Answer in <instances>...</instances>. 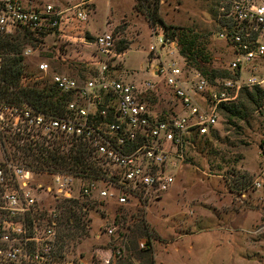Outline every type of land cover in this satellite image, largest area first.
<instances>
[{"label": "built area", "instance_id": "2783aa9c", "mask_svg": "<svg viewBox=\"0 0 264 264\" xmlns=\"http://www.w3.org/2000/svg\"><path fill=\"white\" fill-rule=\"evenodd\" d=\"M87 2L61 5L0 0V38L19 29L63 38L86 21L87 14L81 8ZM218 25L221 29L216 35L229 46L231 56L225 74L210 75L179 62L177 44L153 26L146 54L155 56L148 59L150 77L142 84L114 76L127 49L118 47L119 38L113 30L89 34L90 39L85 30L77 31L80 50L72 47L69 38L64 42L59 39L57 52L62 59L89 63L94 73L73 77L52 71L46 60L37 62L33 78L48 80L66 97L55 112L38 109L24 99H7L5 59L0 51L1 146L8 143L48 154L47 150L61 141L63 152L81 143L87 147V161L101 172L94 177L80 172L38 171L8 157L1 160L0 264H67L58 257L54 219L58 199L78 201L84 210L92 202L144 209L168 192L176 181L177 165L186 161L199 140L217 124L221 107L234 103L242 89L264 85V0H220ZM73 33L70 36H76ZM36 52L37 48L28 44L21 55L29 57ZM24 81L23 74L21 85ZM159 85L171 102L161 110L147 97L149 91L157 95ZM8 91L15 89L10 86ZM40 173L49 177L48 182H36L35 175ZM44 202L48 203L49 220L42 216L43 221H35L34 216L44 210ZM121 226V220L114 216L101 234L124 238ZM147 238L152 243V235L141 237L139 248L148 247ZM102 249H108L102 264H110L112 251ZM112 256H126L121 239ZM131 260V264H138L133 255Z\"/></svg>", "mask_w": 264, "mask_h": 264}, {"label": "rangeland", "instance_id": "374dc122", "mask_svg": "<svg viewBox=\"0 0 264 264\" xmlns=\"http://www.w3.org/2000/svg\"><path fill=\"white\" fill-rule=\"evenodd\" d=\"M46 1L61 5L81 2V0ZM219 2L220 0L159 1L158 14L165 24L170 26L165 33L166 37L178 46L179 62L183 60L186 64L193 65L180 53L179 38H185L186 42H193L195 52H198L196 60L200 66L207 70L224 71L231 56L229 46L216 35L221 29L218 25ZM81 9L87 14L86 21L79 23L78 30L74 33L59 37L61 41H68L66 38H69L72 47L80 50L77 46L79 42L77 31L85 28L92 32L99 31L98 33L105 29L113 30L119 38L118 47L129 48L123 56V61L116 68L114 76L139 84L150 77L148 59L155 56L154 53L146 54L151 26L143 11L135 7V0H92L82 5ZM106 17V22H111L109 27L105 25ZM68 29L70 27L66 32ZM72 33L76 36H70ZM86 33L90 39L88 31ZM59 39L36 33H31L30 39H23L21 35L14 39V43L20 41L21 45L18 48L21 52L28 44L37 48L35 55L23 57L25 75L23 84L30 85L33 80H46L33 78L36 73L35 65L40 60H46L54 72L79 78L93 75L94 67L89 63L70 61L59 56L57 52ZM83 50L90 52L89 48ZM84 56L88 57L87 54ZM262 87L264 88V85ZM156 93L157 95L149 91L147 94L156 109L168 108L171 102L166 96L167 91L159 85ZM241 101L243 102L241 114L244 118L228 120L221 114L210 133L199 140L195 150L189 152L186 161L182 165H177L179 167L175 169L177 174L175 186L158 202L149 204L144 209H125L112 202L107 204L92 202L86 206V215L82 216L86 223L85 233L68 240L63 228L64 212L62 206H58L63 204V199H58L57 216L54 219L59 238V259L67 264L81 262L102 264V258L108 255L105 253L108 249L105 251L102 248H109V253L112 251L110 264H119L118 259L121 258L117 259L112 255L115 245L121 238L116 234L110 237L101 234L104 226L110 224L116 216V221L122 222L121 230L117 231L126 232L127 235L132 233L136 238H140L136 233L139 219L144 220L151 229L154 228L153 225L157 226L161 236L154 235L151 245V255L155 264L159 261L162 264H240L242 256L253 261L252 264H264V101L260 107L238 97L237 102ZM215 133L216 138L213 136ZM24 153L25 149L16 148L8 143H4V147L0 144V161L8 157L14 162L25 163L22 161ZM27 159L30 160V156ZM35 178L36 182L49 180L43 173L36 174ZM255 182H259L260 186L257 187ZM64 203L67 205L65 201ZM72 204L75 205V202ZM43 208L44 210L34 216L35 221H43L42 216L49 220L48 209H45L48 208L47 202L43 203ZM227 214L235 219L229 226L216 229L210 222L211 219L216 221V217L226 220ZM196 219L202 221L195 223ZM187 230L193 234L183 237V240H172L166 251L157 244L156 238L170 240ZM217 238L239 240L231 243L225 240L221 243ZM190 242H193L192 246L189 245ZM125 251L127 252L126 247ZM130 251L133 254V251ZM246 259L243 261L244 264ZM141 261L138 259V264H142Z\"/></svg>", "mask_w": 264, "mask_h": 264}, {"label": "trees", "instance_id": "16d2710c", "mask_svg": "<svg viewBox=\"0 0 264 264\" xmlns=\"http://www.w3.org/2000/svg\"><path fill=\"white\" fill-rule=\"evenodd\" d=\"M159 1L160 0H135V7L143 11L151 27L157 26L167 36L165 30L170 28V26L166 25L162 17L158 14ZM20 35L23 39H30L31 37V33L27 29H20V31L17 32L16 35H13V37L7 35L0 38V50L2 53L7 54V56L4 54L5 63L3 67V79L7 85V99H24L38 109L50 112L59 111L65 104L66 97L61 95L48 80H33L30 85H21L20 80L24 70L21 49L18 48L21 43L19 40L15 43L13 42L14 39L19 38ZM179 44L180 53L186 57L189 63H192L204 73H208L210 75L226 73L225 70L223 72H218L217 70H207L200 66L198 64L199 62L196 60L198 57V52H195L196 50L194 49L192 41L186 42L185 38H179ZM122 48L125 47L121 46L120 49ZM13 50H17V52H13ZM10 86L15 89L14 92L8 91ZM238 97L239 99L244 98L247 100V102H249V104L260 107L264 101V88L262 86L244 88L240 91ZM242 106L243 102L241 101L238 103L236 100L234 103L229 105H223L221 107V113L228 120L234 118L242 119L244 118V115L241 114ZM213 136L216 138V133ZM63 144L64 142L62 141L55 144L53 150H47V155H43L41 153L37 154L25 149V153L22 156V161L30 166L33 165L38 171H59L68 173L80 172L85 173L87 176L94 177L100 175L101 172L86 159L88 157L86 145L81 143L78 145L72 144V146H69L68 152H63L61 150ZM43 151L44 150H41V152ZM28 156H30V160L27 159ZM64 201L67 203V205H65ZM72 202H75V205H73ZM58 206H62L65 216L63 220V228L65 230V235L68 237L66 239L72 240L74 239L73 237L84 234L86 223L82 216L86 215V211L83 210L82 204L75 200H63V204H58ZM132 215L133 214H131V216ZM151 231H153V234ZM136 233H138L140 238L144 236L149 237L152 235V239L154 240V230L148 227L146 222L142 219H139L137 222ZM122 234L124 235V238H121V243L124 244L127 252L126 256L118 259L119 264H130V255L132 254L130 250L133 251L132 255H134L137 260L139 259L143 261V263L141 261L142 264H155L151 255L152 243L149 240L150 238H147L148 247L142 249L138 247V240L140 238H136V236H134L132 233L127 235L126 232H123Z\"/></svg>", "mask_w": 264, "mask_h": 264}, {"label": "crops", "instance_id": "0c3cea01", "mask_svg": "<svg viewBox=\"0 0 264 264\" xmlns=\"http://www.w3.org/2000/svg\"><path fill=\"white\" fill-rule=\"evenodd\" d=\"M40 1H46V0H40ZM81 1H83V0H81ZM88 2L89 1H92V0H87ZM93 3V2H92ZM94 4V3H93ZM133 5H134V1H133ZM107 21V17H106V19H105V25L107 26V27H109L110 26V24H111V22L110 23H108V22H106ZM105 26V27H106ZM85 30H86V32L88 31V33L92 36H94V35H97L98 34V32L99 31H94V32H92L90 29H88V28H85ZM105 30H108V29H105ZM129 49V48H128ZM127 49V50H128ZM177 182V180L175 181V183ZM175 183L173 184V186L170 188V189H172L174 186H175ZM169 189V190H170ZM168 190V191H169ZM232 204V203H231ZM234 213H236V212H234ZM234 215V214H233ZM212 216H215V215H212ZM205 219H208V218H205ZM216 219V221L215 220H213V219H211L210 220V222L212 223V225L217 229V228H223V226H229V223H231V222H233V221H235V219L233 218V217H229V215L227 214V219L226 220H220V219H218L217 217L215 218ZM202 220H198V219H196V220H194V222L195 223H200ZM189 220L187 221V225H189ZM192 222V221H191ZM153 230H154V233H155V235H156V237H159V236H161V233L158 231V229H157V226L155 227V225H153ZM191 235V234H193L192 233V231L191 232H189L188 233V230L187 231H185L184 233H178V235L177 236H174V238H172V239H170V240H166V239H168V238H156L157 239V244L158 245H160V247L164 250V251H166L167 250V247H168V245L170 244V242L172 241V240H183L184 238L183 237H186V236H188V235ZM189 239H191V238H189ZM192 239H194V238H192ZM218 239V241L219 242H221V243H223V242H225V240H228V242H232V241H235V242H238V240H239V238H217ZM190 246H192L193 245V242H190V244H189ZM175 248H177V246L175 247ZM244 259H246V257H244V256H242L241 257V260H240V264H244L245 262H243L244 261ZM252 263H254L253 261H251V260H248V259H246V264H252ZM157 264H162V262L161 261H159V262H157Z\"/></svg>", "mask_w": 264, "mask_h": 264}]
</instances>
